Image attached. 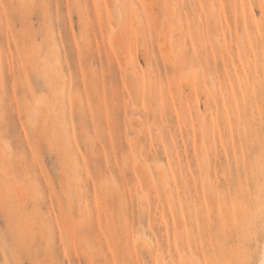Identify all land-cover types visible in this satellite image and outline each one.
<instances>
[{
	"label": "rangeland",
	"instance_id": "1",
	"mask_svg": "<svg viewBox=\"0 0 264 264\" xmlns=\"http://www.w3.org/2000/svg\"><path fill=\"white\" fill-rule=\"evenodd\" d=\"M261 3L0 0V264H235L224 225L264 211Z\"/></svg>",
	"mask_w": 264,
	"mask_h": 264
},
{
	"label": "snow or ice",
	"instance_id": "2",
	"mask_svg": "<svg viewBox=\"0 0 264 264\" xmlns=\"http://www.w3.org/2000/svg\"><path fill=\"white\" fill-rule=\"evenodd\" d=\"M3 7L7 8L6 5ZM32 7L46 9L48 5H33ZM260 9L262 13L261 19L264 20V0H262ZM241 90H243V87ZM261 90L264 92V79L261 80ZM234 146L236 151L235 159L229 160L232 175L229 177L226 172L225 179L238 180L242 184L244 174L247 171V157L251 149L245 144L243 138H241L239 144L234 142ZM260 149L261 153L264 154V137L261 138ZM9 226H11L10 220ZM21 242L23 243V240ZM222 242L239 254L240 258L235 261V264H264V211L258 217L249 221L243 228L238 223L233 224L231 227L224 225ZM21 264H27V262H21ZM145 264H152V261H146Z\"/></svg>",
	"mask_w": 264,
	"mask_h": 264
},
{
	"label": "bare ground",
	"instance_id": "3",
	"mask_svg": "<svg viewBox=\"0 0 264 264\" xmlns=\"http://www.w3.org/2000/svg\"><path fill=\"white\" fill-rule=\"evenodd\" d=\"M115 25H117L116 23H114V26ZM42 118V113L40 112V114H39V118H38V120H40ZM54 137H52V135H51V133H50V131L49 132H47V134H46V136H45V139L46 140H48V143L50 144V146L52 147V145H53V142L51 141L52 139H53ZM133 144H134V142H133ZM136 146V145H135ZM134 146V147H135ZM137 148H135V150H136ZM136 152V151H135ZM142 181H143V183L145 184V185H147V182H148V179H147V175H146V173H143V175H142ZM261 194V193H260ZM263 197V196H262ZM262 199V198H261ZM254 202H256V201H254ZM259 208V207H258ZM249 211H250V209H249ZM239 213H241V212H239ZM251 213H252V211H251ZM250 212H249V214H251ZM242 214V213H241ZM248 214V215H249ZM244 216H246L245 214H244ZM252 216H253V213H252ZM241 217V216H240ZM247 217V216H246ZM245 217V218H246ZM256 217V216H255ZM253 218H251V220H252ZM246 225V224H245ZM147 252H148V254L150 255V256H152L154 259H157V257H158V255H157V251H156V249H155V247L149 242V244L147 245ZM227 255L228 254H226V258H227ZM224 257V256H223ZM229 257H230V255H229ZM221 259H222V257H220ZM226 258L223 260V261H226ZM229 259V258H228ZM228 259H227V262H228ZM179 262H181L182 264H183V262L184 263H186V260L185 259H181L180 257H179ZM235 260H238V259H235ZM159 264H165L164 262H162L161 260H160V263ZM233 264V263H232Z\"/></svg>",
	"mask_w": 264,
	"mask_h": 264
}]
</instances>
